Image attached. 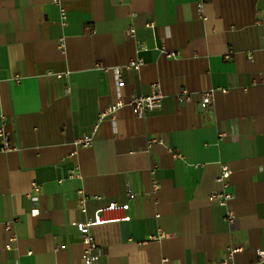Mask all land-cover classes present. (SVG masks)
Wrapping results in <instances>:
<instances>
[{"label": "crops", "instance_id": "obj_1", "mask_svg": "<svg viewBox=\"0 0 264 264\" xmlns=\"http://www.w3.org/2000/svg\"><path fill=\"white\" fill-rule=\"evenodd\" d=\"M154 82L159 108L99 118ZM1 116L0 264H82L86 233L100 264H207L228 247L264 264V0H0ZM221 164L228 206L209 198ZM110 202L130 218L80 226Z\"/></svg>", "mask_w": 264, "mask_h": 264}, {"label": "built area", "instance_id": "obj_2", "mask_svg": "<svg viewBox=\"0 0 264 264\" xmlns=\"http://www.w3.org/2000/svg\"><path fill=\"white\" fill-rule=\"evenodd\" d=\"M51 2L59 5L60 0H51ZM61 16H64V10L60 7ZM151 23H148L147 26H151ZM134 29L128 28L127 34L128 36L133 35ZM142 65V59L141 58H133L129 60L124 68L126 69H138ZM115 75H116V86L117 88H120L124 85V81L122 79L120 68L115 67L114 68ZM59 78H63L67 75V73H57L55 74ZM150 92L146 95H135L129 100H124L120 96L117 97L116 101L109 105L106 109L102 110L100 112L99 118H103L105 116H109L111 120H115L117 117V113L119 109L124 104H129L132 107V111L137 116H143L148 111L157 109L161 106L162 99H163V93L162 90L157 82H154L151 84V89H149ZM186 89L181 90L177 94L178 99H189V95ZM212 101V91L208 90L205 92H202L200 96V102L199 105L201 108L205 109L207 108ZM2 125L0 126V151H8L12 148L9 133L4 128V121L5 117L1 116ZM94 128L91 132L83 134L77 140L75 141V144L77 146H87L92 143L93 134L95 132ZM149 144H153L155 142L160 143L161 139L159 138H151L149 139ZM175 157L180 156V154L175 153ZM229 175H230V169L227 164H221L219 174L216 178V180L221 183L222 190L221 191H213L210 193L209 198L211 200H216L221 206H228L232 194L225 191L226 187L229 183ZM34 190H39L38 184H33ZM134 194L130 190H128V197L133 198ZM85 201L86 198L83 197L80 200V208L81 210L85 211ZM129 208L128 203H117V202H110L106 206H103L101 208H98L92 216H89L85 221H83L80 226L83 228H88L91 225L94 224H101L107 221H116V220H128L130 216L126 213L127 209ZM114 212H124L121 216H107L108 213H114ZM235 215L233 214L232 210H227L226 219L230 223L234 220ZM165 234L160 233L156 236H152V238H160L164 236ZM13 237L10 236L8 238V241L5 243V248H10L12 243ZM82 243L84 245L82 254H81V260L82 264H100L99 261V252L97 249V244L95 243L93 235L86 233L82 236ZM240 247H228L226 249V256L222 259L217 260L215 262L207 263V264H236L233 261V254L240 250ZM257 254L261 259H264V249H258Z\"/></svg>", "mask_w": 264, "mask_h": 264}]
</instances>
